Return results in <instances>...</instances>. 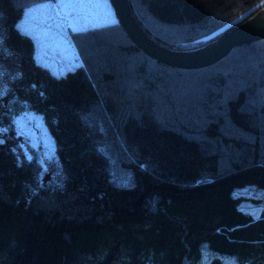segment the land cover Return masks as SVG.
Returning a JSON list of instances; mask_svg holds the SVG:
<instances>
[{
    "label": "trees",
    "instance_id": "trees-1",
    "mask_svg": "<svg viewBox=\"0 0 264 264\" xmlns=\"http://www.w3.org/2000/svg\"><path fill=\"white\" fill-rule=\"evenodd\" d=\"M34 1L0 0V68L44 118L65 176L37 183L32 161L0 146V264H264V208L244 211L233 193L264 188V37L179 68L111 21L71 30L82 64L56 75L17 27ZM128 3L151 39L178 50L264 7Z\"/></svg>",
    "mask_w": 264,
    "mask_h": 264
},
{
    "label": "rangeland",
    "instance_id": "rangeland-1",
    "mask_svg": "<svg viewBox=\"0 0 264 264\" xmlns=\"http://www.w3.org/2000/svg\"><path fill=\"white\" fill-rule=\"evenodd\" d=\"M117 20L111 0H37L24 6L17 27L33 38L35 57L58 75L82 64L70 36L71 30ZM4 72L0 68V146L9 149L20 160L32 161L37 183L62 182L65 171L47 123L17 98L4 81ZM233 193L245 197L239 204L244 211L257 213L264 208L262 187L245 186Z\"/></svg>",
    "mask_w": 264,
    "mask_h": 264
},
{
    "label": "water",
    "instance_id": "water-1",
    "mask_svg": "<svg viewBox=\"0 0 264 264\" xmlns=\"http://www.w3.org/2000/svg\"><path fill=\"white\" fill-rule=\"evenodd\" d=\"M118 21L122 24L132 42L148 56L169 66L179 68H200L208 66L227 55L232 47L264 37V8L211 42L190 50L167 48L151 39L139 26L127 0H111ZM260 173V172H259ZM263 174L264 173H260ZM47 177L44 179V181ZM197 186L189 191L201 189ZM151 188H148L147 193ZM186 191V190H183ZM25 201H19L23 204Z\"/></svg>",
    "mask_w": 264,
    "mask_h": 264
},
{
    "label": "bare ground",
    "instance_id": "bare-ground-1",
    "mask_svg": "<svg viewBox=\"0 0 264 264\" xmlns=\"http://www.w3.org/2000/svg\"><path fill=\"white\" fill-rule=\"evenodd\" d=\"M264 14V13H263Z\"/></svg>",
    "mask_w": 264,
    "mask_h": 264
},
{
    "label": "crops",
    "instance_id": "crops-1",
    "mask_svg": "<svg viewBox=\"0 0 264 264\" xmlns=\"http://www.w3.org/2000/svg\"><path fill=\"white\" fill-rule=\"evenodd\" d=\"M40 61V60H39Z\"/></svg>",
    "mask_w": 264,
    "mask_h": 264
}]
</instances>
